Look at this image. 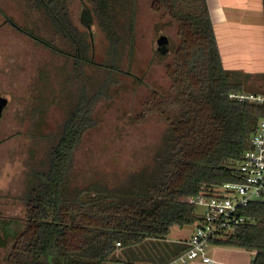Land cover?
Here are the masks:
<instances>
[{"label":"trees","instance_id":"1","mask_svg":"<svg viewBox=\"0 0 264 264\" xmlns=\"http://www.w3.org/2000/svg\"><path fill=\"white\" fill-rule=\"evenodd\" d=\"M19 1L31 2L32 12L45 16L67 48L21 31L11 21L13 26L54 54L73 59L77 86L79 68L91 71L92 79L78 86L70 113L45 151L44 167L28 174L19 198L25 217L16 223L18 233L0 246L5 251L0 264H162L175 259L187 246L176 244L172 254L161 257L167 249L160 240L174 226L199 222L197 206L184 200L219 197L225 184L241 182L239 164L264 119V106L228 97L247 92L248 85L223 65L207 0ZM78 2L105 41L99 62L96 32L91 25L81 30L74 20L72 6ZM142 2L157 18L160 36L168 27L177 35L165 67L169 90L154 91L133 119L143 123L153 116L162 123L159 144L126 182L88 176L85 185L73 186L75 152L96 128L97 105L110 98L120 74L132 73ZM262 80L254 82L261 93L248 92L264 94ZM243 215L247 224L214 245L254 252L252 264H264V202L249 204ZM118 250H128L127 261L116 257Z\"/></svg>","mask_w":264,"mask_h":264},{"label":"rangeland","instance_id":"2","mask_svg":"<svg viewBox=\"0 0 264 264\" xmlns=\"http://www.w3.org/2000/svg\"><path fill=\"white\" fill-rule=\"evenodd\" d=\"M0 9V98L5 97L3 100L7 108L0 130L1 246L18 233L16 223L25 217V207L19 198L25 191L28 174L44 167L45 151L70 113L78 86L87 85L92 73L79 68L81 79L77 86L73 59L54 54L13 26L12 22L20 30L51 40L60 48H67L64 40L54 35L45 16L32 12L31 2L0 0ZM72 14L81 30H87L90 24L96 32V52L100 57L96 61H101L106 45L91 13L86 11L85 21L82 22L78 2L72 6ZM6 18L10 21L7 22ZM156 21L148 5L142 2L132 73L130 76L120 74L117 78L119 83L112 88L110 98L97 105L94 112L96 128L85 134L75 152L70 179L73 186L85 185L88 176L100 179L105 176L110 181L126 182L127 174L139 170L159 144L165 127L162 123L153 116L143 123L133 120L140 115L145 101L154 91L169 90L165 67L177 43L176 29L165 28L160 36V31L155 28ZM159 51L168 57L163 58ZM234 72L235 78L243 79L248 85L247 92H262L254 82L256 77L264 78V73ZM196 212L201 216L204 208L197 207ZM12 222L16 228H13L14 225L11 227ZM195 226L198 223L183 228L174 226L169 236L160 243L167 253L172 254L179 240L185 239ZM0 253L5 254V251ZM116 257L127 261L128 250H118Z\"/></svg>","mask_w":264,"mask_h":264},{"label":"built area","instance_id":"3","mask_svg":"<svg viewBox=\"0 0 264 264\" xmlns=\"http://www.w3.org/2000/svg\"><path fill=\"white\" fill-rule=\"evenodd\" d=\"M229 99L264 106V94L249 92L231 93ZM250 149L239 164L241 182L227 183L221 188L219 197H190L184 201L204 208L198 226L190 238L187 249L165 264H224L211 255V247L247 224L243 211L251 203L264 202V119L250 140ZM120 247V243H117Z\"/></svg>","mask_w":264,"mask_h":264},{"label":"crops","instance_id":"4","mask_svg":"<svg viewBox=\"0 0 264 264\" xmlns=\"http://www.w3.org/2000/svg\"><path fill=\"white\" fill-rule=\"evenodd\" d=\"M207 5L225 69L264 73V0H207ZM195 227L179 244L188 245ZM210 255L224 264H252L255 258L254 252L220 245L212 246Z\"/></svg>","mask_w":264,"mask_h":264},{"label":"flooded vegetation","instance_id":"5","mask_svg":"<svg viewBox=\"0 0 264 264\" xmlns=\"http://www.w3.org/2000/svg\"><path fill=\"white\" fill-rule=\"evenodd\" d=\"M164 45H165V43H164ZM5 97H1L0 99L2 100V99H4ZM6 107L4 106L3 107V105H1L0 104V111H1V114H0V130H1V124H2V121H3V119H4V115H5V112H6Z\"/></svg>","mask_w":264,"mask_h":264},{"label":"water","instance_id":"6","mask_svg":"<svg viewBox=\"0 0 264 264\" xmlns=\"http://www.w3.org/2000/svg\"><path fill=\"white\" fill-rule=\"evenodd\" d=\"M85 17H86V11H83L82 12V22L85 21ZM87 27L90 28V24L87 25ZM0 104L3 105V107L5 106V101L2 99H0ZM0 114H1V111H0Z\"/></svg>","mask_w":264,"mask_h":264}]
</instances>
